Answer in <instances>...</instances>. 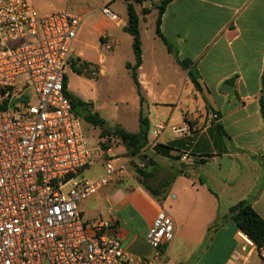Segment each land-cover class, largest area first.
Masks as SVG:
<instances>
[{
	"label": "crops",
	"instance_id": "crops-1",
	"mask_svg": "<svg viewBox=\"0 0 264 264\" xmlns=\"http://www.w3.org/2000/svg\"><path fill=\"white\" fill-rule=\"evenodd\" d=\"M30 1L41 15L61 12L52 4ZM116 4V0H105L103 7L109 6L115 12ZM135 8L140 17L143 50L138 77L151 123L150 143L158 140L154 146L149 143L143 152L151 162L149 179L160 178L164 172V179H156L161 192L154 189L158 192L154 197L137 176L126 182L117 176L83 202L85 210L94 204L100 219L118 223L112 234L126 250L138 257L154 258L157 251L147 237L157 214L165 209L175 222V239L160 250L155 264H183L195 256H200L203 264H241L234 261V252L243 255V264H264L263 254L233 221L225 220L229 210L244 200H249L264 219V0H174L168 4L161 32L178 58L194 65L200 90L157 35L158 9L148 2L135 4ZM143 10L149 13L144 15ZM117 15L120 23L109 20L101 10L90 28V35L97 39L98 55L103 52L101 60L99 56L87 58L78 37L72 56L92 64V72L98 71V75L92 76L91 72V78L98 80L110 73L114 78V66L121 62L130 87V97L124 101L128 106L130 100L134 106L138 131L118 126L137 133L141 103L127 69V63L135 64V55L134 59L124 60L118 52L129 34L125 31L127 8ZM70 70L66 75L71 92L73 81L77 83L76 91L80 90L78 86L93 81ZM225 85L231 87L222 91ZM93 111L97 112L94 103ZM213 112L221 114L219 121H214ZM159 125L164 129L156 135L152 129ZM160 146L167 148L164 153ZM125 152V147L113 148L112 155ZM184 157H188L187 162ZM104 174L105 170L100 177ZM222 221L221 226L212 228Z\"/></svg>",
	"mask_w": 264,
	"mask_h": 264
},
{
	"label": "built area",
	"instance_id": "built-area-1",
	"mask_svg": "<svg viewBox=\"0 0 264 264\" xmlns=\"http://www.w3.org/2000/svg\"><path fill=\"white\" fill-rule=\"evenodd\" d=\"M102 13L120 23L109 6ZM82 23L67 11L41 15L30 0H0V264H155L175 239V222L161 209L147 237L157 254L138 257L112 234L115 220L83 215V202L128 165L112 156L118 137L90 139L66 94ZM100 162L104 176L85 179ZM233 258L245 262L240 252Z\"/></svg>",
	"mask_w": 264,
	"mask_h": 264
},
{
	"label": "rangeland",
	"instance_id": "rangeland-1",
	"mask_svg": "<svg viewBox=\"0 0 264 264\" xmlns=\"http://www.w3.org/2000/svg\"><path fill=\"white\" fill-rule=\"evenodd\" d=\"M34 1L36 3L45 2L48 4H52L58 9L57 11H67L74 15L82 17L83 23L78 33V39L81 40L82 42V44L80 45V49L84 50L87 53L86 55L87 58L92 59L99 56V60H101V56L103 55V52L102 51L99 52L98 55L97 39L90 35V28L92 26L94 18H96L98 15L101 14L103 2H105V0H34ZM116 2H117L116 8H114L115 12H117V14L118 13L123 14L127 8L126 2L124 0H116ZM147 2L154 9L157 8L160 4V1L153 3L151 2V0H148ZM151 3L153 4L151 5ZM134 4L136 3L134 2ZM142 24L143 27L145 28L144 21H142ZM118 52H120V58H123L124 60H129L131 58L134 59V53L132 49V37L129 34L123 38V42L121 46L118 48ZM77 58L75 56L71 57L69 61V65L67 66L66 69L68 73H71L70 68L72 64H74V61L77 60ZM83 62H87V60H83ZM114 68H115L114 78L110 76L111 73L106 77L100 78L99 80L97 77L89 78V80H93V81L87 82L85 85L78 86V89H80L79 91H76L74 89L77 83H74L73 81V83H71L72 92L86 101L93 102L97 108V112L104 120H106L110 128H115L118 125H123L129 131L136 132L138 131L137 128L138 116L130 100L128 101L129 103L128 106L125 105L124 100L130 97L129 95L130 87L129 84L127 83V80L125 79V74H124L125 72L123 71L121 62L116 63ZM117 74H119V76H116ZM70 76L72 77V79L75 78L73 74H71ZM146 113L148 115L147 111ZM84 130L86 134L90 137V139L94 142L97 141L96 133L98 134V136H100L101 133L99 129L95 128L96 130L95 131L91 125H86V124H84ZM123 147L124 145L121 142L120 143L116 142L115 145L113 146L114 149L117 148L122 149ZM113 157L120 158L121 159L120 162L125 161L128 164V168H127L128 173H125V175L123 176H121V174L118 175L119 178L120 177L123 178L121 179V182L123 180L125 182L130 181L131 179L135 178L137 176L136 168L140 167V164L142 163H144L146 167H148L145 168L144 170L147 172L150 171L151 162L148 157L146 159V162L144 161L141 162L137 158L127 157L126 152L123 154H116ZM120 162H118V164ZM103 167L104 166H102L100 162L96 166L90 168V170H87L84 173L85 179H88L90 181L91 180L96 181L100 179L101 178L100 175L104 171ZM163 173L164 172H161L160 178L156 177L155 179L148 180V184L151 185L153 189H159L160 192H161V185L156 182V179H161V180L164 179ZM89 203H91V201ZM93 205L94 204H91V207L90 208L88 207L85 210L86 205L85 203L83 204V208L86 211V220L88 222H92L95 219L101 218L100 213L98 212V210L94 209ZM180 257L181 255H178L179 259ZM201 261L202 259H200V256H195L189 262H184L183 264H203Z\"/></svg>",
	"mask_w": 264,
	"mask_h": 264
},
{
	"label": "trees",
	"instance_id": "trees-1",
	"mask_svg": "<svg viewBox=\"0 0 264 264\" xmlns=\"http://www.w3.org/2000/svg\"><path fill=\"white\" fill-rule=\"evenodd\" d=\"M127 4V15H128V25L125 28V31L129 33L133 37V52L135 55V64L132 65L127 63V69L131 72L132 79L135 83L137 93L140 98L141 109L139 115V126L140 130L137 133H129L125 129L120 126H116L115 128H110L99 113L93 111V103L86 102L80 97L76 96L73 92L69 90V78L65 75V89L66 94L71 100L72 108L74 113L80 117L85 123L92 125L94 128L99 129L101 131L100 137H111L116 136L121 140V143L124 145L126 149L127 157L137 158L141 162H146L147 157L144 155L143 151L147 148L150 143L149 134L151 123L144 108L145 106V98L142 94L141 84L139 82L138 77V69L141 67L143 63V50H142V41L140 34V17L136 11L135 4H140L139 0H124ZM174 0H160V4L157 7L158 9V18L156 23V32L157 35L163 39L165 42L169 52L173 54L181 66L183 70L188 73L190 80L193 82L195 87L200 90L199 84V75L195 70V67L192 63L188 61H182L178 58L175 53L173 45L164 37L161 32V24L162 18L165 13L166 7ZM148 10H143V14H148ZM93 65L87 62H83L80 59L74 61L71 68L73 72L78 75H86L88 77L91 76ZM3 106H0V109ZM261 111L264 118V96L261 99ZM219 129L223 127L220 124H217ZM167 148L160 146L159 150L163 153ZM148 168V167H146ZM136 175L138 177L139 183L154 197L158 196V192L152 189L148 185V179L151 177V173L145 171L144 169L137 167ZM225 220L233 221L237 228L253 243V245L257 248L259 253H262L264 249V219L256 212L252 203L249 200H244L233 206ZM222 223H216L212 228H217L221 226ZM211 228V229H212ZM165 248H162L163 251Z\"/></svg>",
	"mask_w": 264,
	"mask_h": 264
},
{
	"label": "water",
	"instance_id": "water-1",
	"mask_svg": "<svg viewBox=\"0 0 264 264\" xmlns=\"http://www.w3.org/2000/svg\"><path fill=\"white\" fill-rule=\"evenodd\" d=\"M225 87H231V86L230 85H225L222 88V91H226ZM213 117H214V121L217 122V121H219L221 119V114L213 112Z\"/></svg>",
	"mask_w": 264,
	"mask_h": 264
}]
</instances>
